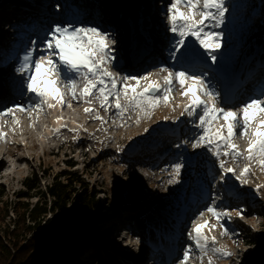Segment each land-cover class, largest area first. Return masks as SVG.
Listing matches in <instances>:
<instances>
[{"label":"rangeland","instance_id":"rangeland-1","mask_svg":"<svg viewBox=\"0 0 264 264\" xmlns=\"http://www.w3.org/2000/svg\"><path fill=\"white\" fill-rule=\"evenodd\" d=\"M115 1L118 3L124 2L121 8L126 16L124 15L123 18V15L117 13L118 16H114V19L119 17L117 19H120V22L128 24V28L125 27L123 29V34L125 36L123 48L127 50L130 46L128 47L125 45L124 41L126 38L133 35V44H137L142 41L145 33L152 32L154 29L153 27H156V10L153 16H150L151 21L149 23V30L147 31V16L149 13L147 12V3L145 0L140 3V6L136 5L137 0ZM227 6L229 12L226 14L227 19L225 24L221 29H217L224 33L222 40L223 47L217 56L219 60H228L227 62H232L234 59L237 60L240 57H242L243 62H246V60L250 62V60L256 58L257 55H260L255 52V47L259 50L261 48L262 51H264V0H233V3H230L228 0ZM234 6H236L237 9L243 7L248 8L245 9V11L236 13L237 9H235ZM140 7H142V20H139V24H136L134 18L130 17L132 16L130 11H134L136 8L139 10V13ZM102 9H104L103 6ZM11 11L14 10L11 9ZM111 16L113 15H110V17ZM70 21L79 23L76 20ZM125 24L124 26H126ZM189 43H191L190 45L193 44L191 40ZM193 45L199 47L197 44ZM154 51L155 48L150 46L149 48H143L141 50L142 53L132 54L131 52L127 57L131 58L132 61L129 66L139 65L140 67L145 61L149 63L153 62L151 57ZM150 64L154 65L155 62ZM150 64L142 66L134 73L146 71ZM163 65L167 66L169 64ZM160 66H157V69ZM172 66L175 67V63H173ZM172 66L169 65L170 68H172ZM137 67L134 66V68ZM255 69L257 70L255 72L256 76L262 74V72H264V60H262L260 66H257ZM165 74L166 73H160L158 77L161 76L162 78ZM4 88L6 89V85H1L0 91ZM174 96L175 100L170 107H175V111H172L169 106H165L166 108L163 109L164 105H162L159 107V109H162L161 113H159L161 116L160 118H157L155 113H153L150 118L140 117L139 122H137L138 116L134 117V112L130 111L125 115L123 120H120L115 115L101 109L96 110L99 112V115L104 118L106 121L105 123H101L100 120H96L93 123L89 122L91 116L97 115V111H93L90 114L84 113L81 118H79L80 116H76L78 119H74L75 124L85 127V131L76 132L75 135H72L71 129L67 128L61 131L58 136H53L54 124L50 115L45 121L46 124H42V128L38 131H36L37 127L34 123V119L30 116L22 117L21 124L11 123L10 115L0 117V119L2 118L0 121H6L4 124H9L6 126L2 123V130L7 135L3 139H0V151H14L27 156L25 161L21 164V171L14 178H10L8 175L1 177L0 175V200L7 202V204L11 206L5 209L3 208L4 205L0 206V228L10 231L13 227V220H15V222L18 220L13 210V207L17 208L20 206L17 202H28L29 204L36 202V197L20 199L22 194H32L34 192L29 191L25 186L24 180L26 177L33 175L32 184H37L39 188L44 191L47 184L50 183L53 177L52 175L65 168L67 164L66 160H70L71 163L75 164L72 169L82 173L85 177V184H88L86 185L87 189L94 187L99 191L97 198L101 206L100 211L103 217L97 220H88L85 224L80 225L79 227H81L84 233L72 242L70 249L58 255L57 261L60 260L67 264H141L143 260L146 261L143 256L150 255V253L147 252L148 250H146V243L150 241L154 235L151 228L157 233L160 231L156 230L161 226H169L173 219L178 218L175 216L182 213L184 204L190 202L191 199L193 200L194 198L197 199L203 196L204 193L207 194V187H205V185H208V183L214 181L216 177L219 176H216L215 171H219V169L211 154L203 148L194 150L191 145L182 146L180 148L175 147V150H172L169 154L168 161L172 160V162L175 163L182 160L184 163L179 182L175 184H168V180L171 179V167L168 170L169 172H167L162 166L155 167L150 164L151 161L145 160L149 158V153H159L162 151L161 153L163 154L164 149L169 146L173 149L172 143H169L168 146L165 147H161L159 144H162V139L166 137L170 138L168 134L171 133L170 129L174 127L173 125L175 122L173 117L177 113L176 117L180 116L181 112L179 113L180 110L176 108L177 99L181 98L183 103L186 102V100L180 96L179 88H177ZM69 97L70 96L67 97L68 100L70 99ZM69 102L71 101L69 100ZM79 106L78 104L77 108H79ZM81 110L82 108L79 109L82 113ZM15 113L22 112L16 111ZM42 115L43 114H41V117L43 118ZM76 115H80V113ZM165 116L169 117V119L164 120ZM181 118V122L184 121V130L189 127L194 129L188 117L184 118L183 116L180 117V119ZM85 120L87 121L86 124ZM66 121H73L72 117L71 119L67 117ZM43 126L46 128L45 130H43ZM93 126L96 128L93 130L95 134H89V130H92ZM99 126H101L100 130L96 131ZM103 126L108 127L105 129ZM145 128L148 129L147 132L144 131ZM17 132H19L18 135ZM96 135L101 137L105 142L103 146L102 144L99 145L93 142L94 139H97ZM184 140L185 138L182 141ZM240 140L241 139L237 137L238 143ZM9 141H22L23 144L19 148L15 145H8ZM244 141L241 142V146L245 143ZM177 144H180L179 140H177L176 145ZM156 147H158L157 151L153 149ZM118 148L123 150L118 151ZM199 150H201V152H199ZM198 153L200 156L196 158V154ZM0 162L2 163L0 164V170L3 172L7 168L10 169L15 164L16 156H11L9 153H6L0 156ZM238 162L239 165L243 167L242 163L244 162ZM148 165H151V167H148ZM207 167H212L213 169ZM187 171H191L190 176L187 175ZM237 174H239V171ZM246 179L248 183L241 185L239 181H236L234 177L229 175V178L222 183L223 185L227 183L231 190L238 191V197L243 194H248V196L240 197L238 204L235 206L229 207L219 204V207L221 209L228 208L230 210H238L240 206H242V208L247 209V213L243 214L244 218L241 219L233 212L232 219L230 221L225 220V224L229 229V234L227 236L220 235L222 229L219 227L208 233L210 236H216L218 247H224L234 253L231 258L216 259L214 257L215 264H264V171H261L258 165H254L252 172ZM187 180L191 181L189 185L186 184ZM258 184L262 185L259 191L256 190V185ZM75 189L80 192L82 187L76 186ZM195 189L198 191L196 194L194 193ZM212 191L215 197H217V201H219L222 198L221 194L214 190ZM76 194L78 193H74L72 197ZM211 195L212 196H208L207 194L203 197L205 198L208 196V199H205L206 202L203 203L202 211L211 203L213 194L211 193ZM44 197L47 200L48 209L51 198L47 194ZM224 201H227V199H224ZM245 202L250 204L246 205L244 204ZM193 205L194 202L191 205L189 216L185 218L186 225L184 227L182 225L184 228L182 234L183 239L181 237L179 245L182 250L177 253V257L172 263L167 264H179V261L182 259L184 248L191 243L187 233L190 230L192 220L196 219L199 215V213L196 215L194 214L195 216L191 215L195 209ZM5 212L8 215H5ZM147 212L151 218L149 220L145 218ZM64 214L67 216V220H63L64 223L68 225L80 224L79 221L75 219V215L71 212V209L67 208ZM206 216H208L207 213ZM125 217H129V219ZM45 218L62 221V218L59 219L60 216L54 215L53 212L47 213ZM211 222L215 223L216 221L213 219ZM27 223L28 221L26 220V224ZM115 223L118 224L119 229L126 224L133 227L130 235H138L137 231L140 232L144 230L146 232L145 237L141 238V236H137L133 239L131 244L128 245L126 241L122 243V240H120V233L123 231H113L110 235H104L103 232H110L109 230L112 227H114V229L116 228L117 225ZM18 226L19 229L22 228V223L19 222ZM42 230L43 235H45L47 228H44V223H41L37 231L41 232ZM2 234L4 235L2 232L0 236H3ZM30 235V232H26V229L22 228L18 232V236L12 238L11 241L7 239V235L3 236V241L8 242L7 244L10 245L12 254L16 256V262L28 264L29 258H25L26 253L28 251L30 254L33 253V249L29 250L30 246H28L26 242ZM139 240L143 241L142 244ZM233 241H235V243H233ZM14 244H17L16 248L13 246ZM127 247L130 248V251L129 254H125L124 256L122 252H124ZM198 255V252H194V257L190 261V264H200V261L195 258ZM39 257L41 258L43 256L38 254V258ZM51 258L52 257L49 256V259ZM10 262L15 263L14 261H7L6 264H10ZM203 264H208L206 257Z\"/></svg>","mask_w":264,"mask_h":264},{"label":"snow or ice","instance_id":"snow-or-ice-1","mask_svg":"<svg viewBox=\"0 0 264 264\" xmlns=\"http://www.w3.org/2000/svg\"><path fill=\"white\" fill-rule=\"evenodd\" d=\"M228 0H170L166 8L168 31L173 36L170 57L179 62L184 50L189 47V41L199 45L215 64L217 53L223 47V31H218L225 24L229 8ZM116 41L111 34L102 31L98 26L56 24L42 41L37 55V42L32 41L31 47L19 56L16 71L24 78V89L30 94L28 104H17L0 111V117L12 116L15 112L36 110L37 115L45 106L48 109L72 107L66 99L90 105L85 107V113L97 111L91 107L93 100L98 101L100 109L114 112L123 120L128 112H137L140 117L150 118L161 105L169 106L175 100L177 87L180 96L186 102L180 117L186 116L196 129L191 140L181 141L180 148L191 143L192 149H206L215 159L219 169V181L225 182L229 175L247 184L246 177L252 172L254 165L264 171V94L253 96L239 107L228 106L226 99L209 79L207 73H195L185 67H168L161 65L156 71L143 74H125L113 71L115 64ZM160 73H166L156 78ZM82 84V87L80 86ZM34 97V99H32ZM180 107V105H176ZM175 111V107L172 109ZM105 123L102 116L94 117ZM169 117L165 116L164 120ZM60 118H57L59 123ZM19 124V120L15 121ZM6 123V121H5ZM60 127H67L61 124ZM0 123V139L7 134ZM75 131V129H72ZM148 131L147 128L144 130ZM239 139L247 142L245 150H241ZM123 149L118 148V151ZM238 161L244 162L239 169L234 166ZM184 163L175 162L171 165L172 173L168 184L179 182ZM262 185H256L259 191ZM236 216L243 219V209H221L217 197L213 194L211 203L204 211L199 212L191 222L187 235L191 241L183 251L179 264H190L194 252L195 258L203 264L205 257L208 264H215V259L231 258L234 253L224 247L217 246L216 236L209 232L219 227L220 235L227 236L229 229L225 220ZM206 213L208 216H206ZM203 218V219H201ZM215 223H212V220ZM235 243V241H233Z\"/></svg>","mask_w":264,"mask_h":264},{"label":"bare ground","instance_id":"bare-ground-1","mask_svg":"<svg viewBox=\"0 0 264 264\" xmlns=\"http://www.w3.org/2000/svg\"><path fill=\"white\" fill-rule=\"evenodd\" d=\"M90 3H92L91 5H96L94 8L93 7H90V9L91 8H93V9H91V10H89V9H85L84 8V10L81 12V15H83V17L82 16H80V18H82V19H84V18H88L89 17V15H91V16H93L97 21H101V22H103V23H107V24H115L117 27H119L121 30L122 29H124L125 27L126 28H128V24L126 23H123V22H120L117 18H119V17H117L116 19H114L115 17L114 16H118L117 15V13H120L121 15H123V18H124V15L126 16V14H124V12H123V10H122V8H121V5H123V3L124 2H121V3H118L117 1H113V0H88ZM135 1V0H134ZM151 1L152 0H145V2L147 3V5H146V7H147V12L149 13V15L147 16V22H148V26H147V31L149 30V23H150V21H151V17L150 16H153V8H152V5H151ZM167 0H162L161 1V3H160V5H162V4H164V5H166L167 4V2H166ZM141 2H143V0H137L136 1V5L137 6H140V3ZM0 3H1V5H0V30H1V28H3L2 29V34L4 35V39L2 40V42H6L7 43V45H5V46H3V47H1V52H0V54H2L3 55V57L6 59L7 57H8V55L11 57V59H12V57H13V59L12 60H14V58L15 57H17L19 54H17V52L18 53H22L23 54V52H24V50H25V48L23 47V48H20L21 46H22V44H19V45H17V39H20V41L23 43L24 41H25V37H26V33H24L25 32V26H23V27H20V26H18L17 25V27H15V31L13 32L14 33V36L15 37H8V35H12L11 34V32H10V30H11V28H10V30H9V28H8V26L6 25V26H4L3 24L6 22L3 18H5V16L8 14V12H10L11 11V9L12 10H16V12L18 11V10H20V11H24V12H29V11H26V10H23V8H21L22 7V5L23 4H27V7L26 8H28L29 10H37V9H40L39 8V6H38V4H37V1L36 2H33V0H30L29 2H27V0H0ZM125 5H126V2H125ZM102 6H103V8L104 9H102ZM248 8V7H247ZM247 8H239L238 10L239 11H243V10H245V9H247ZM2 10V11H1ZM126 11H128V10H126ZM138 9H136L135 8V10L134 11H130V13H131V15L132 16H130V17H133L134 18V21H135V23L136 24H139V20H142V13H141V11H142V7H140V12L138 13ZM39 12V11H38ZM135 12H137V13H135ZM23 13V12H22ZM48 12H46V14H47ZM29 15L33 18L35 15H33V13H27V15H24V17L25 16H27V17H29ZM110 15H113V16H111L110 17ZM231 15V14H230ZM72 16H74V14H72ZM128 16V15H127ZM75 19H77V17L75 18ZM126 20V19H125ZM40 25L42 24V25H47V23H43V22H41V21H39L38 22ZM66 23H74L73 21L72 22H70V21H68V22H66ZM121 25H120V24ZM124 24L126 25V26H124ZM3 25V26H2ZM51 27V26H50ZM154 28V27H153ZM146 32V31H145ZM12 38V39H11ZM124 38H125V36H124V34L123 35H119V36H117V37H114V40L116 41V43L115 44H117L116 45V47H115V52L116 51H121V50H123V40H124ZM151 38L153 39V40H155V41H157V39L156 38H158V39H164V37H163V35H160V34H158V32H149V33H145V35H144V37H143V39H142V41H140V42H138L137 44H133V35L131 36V37H129V38H126V40L124 41V43H125V45H127L128 47L130 46V48H129V50L132 52V54L133 53H135V54H137V52H139V51H141L143 48L142 47H147L148 48V46H149V44H150V41H151ZM8 39H9V41H8ZM225 40V39H224ZM13 41V42H12ZM15 41V42H14ZM122 41V42H121ZM191 43H189V47H188V49H189V52H187L186 53V57H188L189 59L190 58H193L192 57V54H194L195 56H200V57H203V55H205V54H203V51L202 50H200V48L199 47H196V46H194L193 44V46L192 45H190ZM192 47V48H191ZM14 49H16V50H18V51H15ZM3 50H6L7 52H9V53H6V52H4ZM254 50H256L255 52L256 53H258V54H260V52L262 51V49L260 48V50L258 49V48H254ZM144 51V50H143ZM254 52V53H255ZM154 55H156V52L154 53ZM261 57H262V55L261 56H258V57H256V58H254V63H259V61H260V59H261ZM7 61H9V60H7ZM190 61H191V59H190ZM9 62H13V61H9ZM208 62H211V59H208ZM193 63H195V62H193ZM156 64H154L152 67L153 68H150L149 69V71H152V70H157V66H155ZM162 65V64H161ZM129 66V65H128ZM160 66V65H159ZM168 67H169V65H167ZM172 66V65H171ZM13 67H14V65H13ZM134 67V66H133ZM173 67V66H172ZM176 68H179L178 66H175ZM137 68H139V67H137ZM137 68H135V69H137ZM256 68V66H254L253 68H252V70L253 69H255ZM14 68H9V69H6L5 67H2V68H0V86L2 85L3 86V84H4V86L6 85V86H13V87H15V83L17 82V80H16V78H15V76L13 75V74H11L10 72L13 70ZM152 69V70H151ZM252 70H250V71H252ZM249 71V72H250ZM145 72H147V71H145ZM145 72H143V73H145ZM143 73H141V74H143ZM198 74V73H197ZM249 74H251V72L249 73ZM255 74V73H254ZM253 74V75H254ZM166 75V74H165ZM225 77H227V74H225ZM156 78H161V76H159V77H156ZM162 79V78H161ZM6 81V82H5ZM5 83H7V84H5ZM81 87H82V84L80 85ZM178 88V87H177ZM19 89V88H18ZM16 90V93L14 94V95H7L9 92H10V90L8 89V90H6V91H8V93H6L5 91H0V97L1 98H3V97H6V98H8V97H12L14 100H16L15 102H16V104L15 105H17V104H28L29 102H30V98L29 99H26V100H23V101H19L18 102V100H19V98L22 96V92H20L19 90ZM248 90V89H247ZM251 97H253V95L252 94H247V95H245V96H243L242 98H234V99H229V98H227L226 99V101H227V103H228V106H235V107H239L242 103H244V102H246L248 99H250ZM70 99V101H71V104H72V107L71 108H69V107H57V108H55V109H48L46 106H45V108H44V110L42 111V112H40L39 113V115H37V111L36 110H31L32 111V116L31 115H29V113L28 112H22V113H15V119L12 117V116H10L11 117V119H10V122L11 123H14V124H17L15 121L16 120H19V124H21V118L22 117H31L32 119H34V123L36 124V131H38L40 128H42L41 126H42V124L43 125H45L46 123H45V121H46V119H48L47 117L50 115V117L53 119L52 121H53V124H54V130H53V132L52 133H54L53 134V136H58L59 135V133L61 132V131H63L64 129H67V128H70L71 129V131H72V129H75V131H72L71 133H72V135H75L76 134V132H82V131H85V127H82V126H80V125H78V124H75V118L76 119H78L76 116H80L79 118H81L82 117V114H84L85 112H84V109L83 108H85V107H90V105H87V104H85V103H83V101H80V102H76V101H72L71 100V97H69ZM32 99H34V97H32ZM66 99H67V97H66ZM68 100V99H67ZM178 101H177V104L176 105H180V107H176V108H181V109H183V102H182V99L180 98V99H177ZM80 105L79 106V108H77V105ZM91 107H94L95 109H97V104H96V102L94 101L93 102V104L91 105ZM82 108V113L79 111V109H81ZM169 108H171V110L173 109V107H170V105H169ZM173 111V110H172ZM80 113V115H76V114H79ZM108 113H111V114H113V115H115L114 114V112H108ZM129 113V112H128ZM128 113H126L125 115H127ZM41 114H43L42 116H43V118L41 117ZM133 116L135 117H137L138 116V113L137 112H134V114H133ZM60 118V120H59V123L57 122V118ZM67 117H69V119H71V117H72V120L73 121H69V122H67L66 120H67ZM95 116H91V119L89 120V122H91V123H93L94 121H96V120H98V119H95L94 118ZM174 119V125L173 126H175V128H177L178 127V125H179V123H180V121L182 120V118L181 119H179V120H175V117H173ZM0 120H2V118L0 119ZM99 121V120H98ZM0 123H5L4 121H0ZM87 123V121L85 120V124ZM61 124H63V125H67V127H60V130H59V132H56V129L61 125ZM4 125H9L8 123L7 124H4ZM77 128H76V127ZM100 127L101 126H99L98 128H97V130L96 131H99L100 130ZM107 127L108 126H103V128H105V129H107ZM46 128L43 126V130H45ZM170 130H172V129H170ZM169 130V131H170ZM18 133L19 132H17V135H18ZM93 133H95V132H93ZM169 136H172V134H169ZM72 137V136H71ZM68 140V139H67ZM23 143H22V141H20V142H16V141H9L8 142V145H10V146H12V145H15L16 147H21V145H22ZM239 144H240V147H242L243 148V150H245L246 149V147H247V142H245L242 146H241V142H239ZM32 146V145H31ZM34 146V145H33ZM43 146H44V143H43ZM176 146V145H175ZM51 147V146H50ZM154 150H156L157 151V149H158V147H156V148H153ZM165 149H167V147L165 148ZM164 149V151L166 152L167 150H165ZM170 149H172V148H170ZM164 152V153H165ZM199 152H201V150H199ZM6 153H9V155H11V156H16V162H15V164L10 168V169H6L5 171H3V172H1V170H0V175H1V177H4V175H8V177L10 176V178H14L20 171H21V168H22V166H21V164H22V162H24L25 161V159H26V157L27 156H25V155H23V154H20V153H18V152H14V151H7V152H5V151H0V156H3V155H5ZM128 154H130V153H128ZM127 154V155H128ZM200 154L198 153V154H196V158H198V156H199ZM1 162H3V161H1ZM0 162V164H2ZM137 162V161H136ZM236 167L237 168H241V165H239V164H236ZM8 170V171H7ZM216 172V171H215ZM218 175H220V172H216V176H218ZM225 185H226V187H225ZM224 188H225V191L226 192H228V193H231V195L233 196V194H234V191L233 190H231V189H229L230 187L227 185V183H225L224 185ZM206 187H208V186H206ZM212 190H214L215 192L217 191V187H214V189L213 188H210V191H212ZM213 192V191H212ZM208 193V192H207ZM201 198H202V196L201 197H198L197 199H191V203H197L196 204V207H195V209H194V211L192 212V214L191 215H196L197 213H199V212H201L203 209H202V206H203V203L205 202V201H203V200H201ZM231 202L233 203V204H236L237 203V201H235V200H233V199H231ZM188 208V205H187V203L186 204H184V206H183V208H182V210L184 211V210H186ZM191 209V208H190ZM182 211V213H179V215L177 214L175 217H178L177 218V223H178V226H177V228H174V234L173 235H171L170 236V238L171 239H173V240H175V239H179L180 237H179V235H180V233H179V230H180V228H181V226L183 225V221L182 220H184L188 215H187V213H184ZM194 215V216H195ZM145 218L147 219V220H149V219H151L150 217H149V214H148V212L145 214ZM148 216V217H147ZM126 219L128 218L129 219V217H125ZM176 219V218H175ZM180 221H182L181 223H180ZM116 224V223H115ZM114 224V225H115ZM117 225V224H116ZM164 227L165 226H161L159 229H157L156 231H160V233L162 234V233H166V230L164 229ZM172 228V227H171ZM115 229H117V227L115 228ZM114 229V227H112V228H110V232H103V234L104 235H110L111 234V232H113V230H115ZM121 229H123V228H121ZM121 229H119L118 230V232H120L121 231ZM164 230V231H163ZM140 232H142V233H146L144 230H141ZM136 234H137V232H136ZM161 234H158V233H156L153 237L155 238V241H157L159 238H160V235ZM169 239V237H167V238H165V241H167ZM120 240H122V243H124L125 241L128 243V245L129 244H131V240H132V238H131V236H129V234H128V231L127 230H124L123 232H122V235L120 236ZM129 241V242H128ZM164 241V242H165ZM179 241H181L180 239L177 241V242H179ZM174 242V241H173ZM172 242V243H173ZM141 244H142V242H140ZM167 244H169V241L167 242ZM166 244V245H167ZM164 246L163 247V249H165V251H164V253L167 255V258H171V256H170V250H169V248H168V246ZM174 244H172V246H173ZM184 247V246H183ZM126 250L124 251V252H122V255H124L125 256V254H129V247H127V248H125ZM119 255V254H118ZM163 255V254H162ZM116 256H117V254H116ZM120 256V255H119ZM144 258H145V256H144ZM115 262V261H114Z\"/></svg>","mask_w":264,"mask_h":264},{"label":"trees","instance_id":"trees-1","mask_svg":"<svg viewBox=\"0 0 264 264\" xmlns=\"http://www.w3.org/2000/svg\"><path fill=\"white\" fill-rule=\"evenodd\" d=\"M66 163L65 168L52 175L53 177L44 191L37 184H32L33 175L26 177L24 180L25 186L29 191L34 192L32 194H22L20 199L36 197V202L32 204L17 202L20 206L17 208L13 207V210L18 220L16 222L13 220V227L10 231L0 228V233L3 232V236L7 235L9 241L17 237L18 232L22 228H25L26 232L31 233L26 240L27 245L30 246L29 250L33 249L32 254L29 251L26 253L25 258H29L28 264H67L60 260L57 261L58 255L70 249L72 242L84 233L79 226L85 224L88 220H97L103 217L97 198L99 191L94 187L87 189L86 185L88 184H85L83 174L72 169L75 164L71 163L70 160H66ZM76 186H81L82 190L78 192L75 189ZM76 192L78 194L72 197ZM46 194L51 198L48 209L47 200L44 197ZM1 205H4V209L8 206L11 207L10 204H7L3 200H0ZM67 208L71 209V212L75 215V219L80 224L68 225L63 222V220H67V216L64 214ZM50 212H53L54 215H59V219L62 218V221L45 218L47 213ZM5 215L8 214L5 212ZM26 220L28 221L27 224ZM19 222L22 223V228L20 229L18 226ZM41 223H44V228H47L45 235H43V230L41 232L37 231ZM3 236H0V264H6L7 261L15 262H10V264H21V262H16V256L12 254L10 245L7 244L8 242L3 241ZM16 245L14 244L13 246L16 248ZM38 254L43 257L38 258ZM49 256L52 258L49 259Z\"/></svg>","mask_w":264,"mask_h":264},{"label":"water","instance_id":"water-1","mask_svg":"<svg viewBox=\"0 0 264 264\" xmlns=\"http://www.w3.org/2000/svg\"><path fill=\"white\" fill-rule=\"evenodd\" d=\"M128 193H130V192H128Z\"/></svg>","mask_w":264,"mask_h":264}]
</instances>
